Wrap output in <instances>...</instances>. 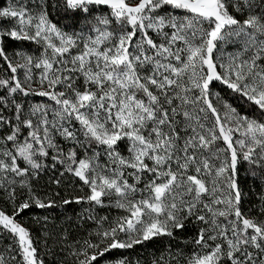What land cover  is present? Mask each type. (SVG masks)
<instances>
[{
    "label": "snow or ice",
    "instance_id": "snow-or-ice-1",
    "mask_svg": "<svg viewBox=\"0 0 264 264\" xmlns=\"http://www.w3.org/2000/svg\"><path fill=\"white\" fill-rule=\"evenodd\" d=\"M0 264H264V0H0Z\"/></svg>",
    "mask_w": 264,
    "mask_h": 264
},
{
    "label": "trees",
    "instance_id": "trees-1",
    "mask_svg": "<svg viewBox=\"0 0 264 264\" xmlns=\"http://www.w3.org/2000/svg\"><path fill=\"white\" fill-rule=\"evenodd\" d=\"M125 254H127V253H125Z\"/></svg>",
    "mask_w": 264,
    "mask_h": 264
}]
</instances>
